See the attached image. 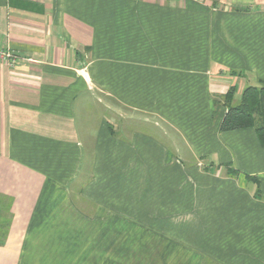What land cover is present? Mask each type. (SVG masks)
Wrapping results in <instances>:
<instances>
[{"label":"crops","instance_id":"0c3cea01","mask_svg":"<svg viewBox=\"0 0 264 264\" xmlns=\"http://www.w3.org/2000/svg\"><path fill=\"white\" fill-rule=\"evenodd\" d=\"M0 46V264H264V146L220 129L264 0H0Z\"/></svg>","mask_w":264,"mask_h":264},{"label":"trees","instance_id":"16d2710c","mask_svg":"<svg viewBox=\"0 0 264 264\" xmlns=\"http://www.w3.org/2000/svg\"><path fill=\"white\" fill-rule=\"evenodd\" d=\"M234 93V88H230L224 96L227 112L220 129L229 131L252 127L264 146V86L246 87L238 103L233 102ZM228 173L238 175L240 172L231 168Z\"/></svg>","mask_w":264,"mask_h":264},{"label":"rangeland","instance_id":"374dc122","mask_svg":"<svg viewBox=\"0 0 264 264\" xmlns=\"http://www.w3.org/2000/svg\"><path fill=\"white\" fill-rule=\"evenodd\" d=\"M102 110L100 107H98L97 109H95V111L98 113V114H101L102 113ZM88 144H89V148H90V140H87ZM88 147V145H87ZM184 177L186 180H189V178L191 179L193 177L192 173H188L187 171H185V174H184ZM171 255H169V258H168V262L169 264H172V262H174L175 264H200V262L202 264H216V262H214L213 260L207 258V251H204V250H200L198 251L194 257L192 255H190V257H187V254H186V257H184L182 254H181V260H179L178 263L177 262V253L176 251H170L169 252ZM161 261V260H160ZM160 261H157L156 262L154 261V264H157V263H160Z\"/></svg>","mask_w":264,"mask_h":264},{"label":"built area","instance_id":"2783aa9c","mask_svg":"<svg viewBox=\"0 0 264 264\" xmlns=\"http://www.w3.org/2000/svg\"><path fill=\"white\" fill-rule=\"evenodd\" d=\"M21 59V56H19L16 52L0 46V60L6 62L9 65H15Z\"/></svg>","mask_w":264,"mask_h":264}]
</instances>
